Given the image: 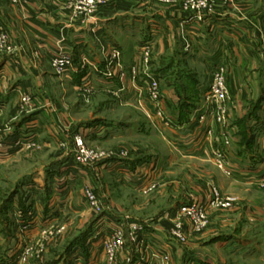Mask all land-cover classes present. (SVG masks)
<instances>
[{
  "label": "rangeland",
  "instance_id": "374dc122",
  "mask_svg": "<svg viewBox=\"0 0 264 264\" xmlns=\"http://www.w3.org/2000/svg\"><path fill=\"white\" fill-rule=\"evenodd\" d=\"M21 3L0 0L36 72L0 112V264H264V0H36L67 25L50 51Z\"/></svg>",
  "mask_w": 264,
  "mask_h": 264
},
{
  "label": "crops",
  "instance_id": "0c3cea01",
  "mask_svg": "<svg viewBox=\"0 0 264 264\" xmlns=\"http://www.w3.org/2000/svg\"><path fill=\"white\" fill-rule=\"evenodd\" d=\"M27 2V5L21 3L14 6V8L18 11V17H20L21 19L20 25L24 29V31L32 37L34 43H37L40 40H38V34L43 35V48L47 51H50L49 47L53 43V36L62 35L63 32L61 30L63 28H67V25L65 21L61 19L56 20V18L53 17L52 13H50L47 7H44L42 5L37 6L36 0H27ZM260 16L264 18V12L260 13ZM0 23H2L10 33L12 31L11 36L13 37L14 32L13 30H10V27L7 24L8 22L5 20V17L2 16L1 13ZM38 46H36V48ZM10 58V61L4 58L5 60L3 62H0V112L8 104L14 105L15 100L22 89H30L31 82L34 79V74H36L34 68H32V66L27 62L26 57L23 53L17 52L14 57L11 56L9 57V59ZM20 75H22L23 77H20ZM173 101L176 104L177 98L175 96H173ZM256 119H258V117H256ZM263 119L259 118L260 123L264 122ZM17 124L18 125L16 126H18L19 128L20 123ZM260 141H264V134L260 137ZM258 151L260 152L258 153L259 156L253 159V162L256 163H253L250 166H256L257 164L259 166L262 163V160L264 159V144H261V147ZM249 160L252 159L249 158ZM261 169H264V163L262 164ZM261 169H259L258 174ZM252 242L260 252L261 250H264V247H262L264 246V239L262 240V238H254ZM242 243L246 244L248 242L242 240Z\"/></svg>",
  "mask_w": 264,
  "mask_h": 264
},
{
  "label": "built area",
  "instance_id": "2783aa9c",
  "mask_svg": "<svg viewBox=\"0 0 264 264\" xmlns=\"http://www.w3.org/2000/svg\"><path fill=\"white\" fill-rule=\"evenodd\" d=\"M10 36V33L6 30V29H4V27L1 25V23H0V53H2V54H6L7 53V55L6 56H10V55H12V54H15L18 50H17V47H14L13 45L11 46V45H9V43H7V38ZM4 43V44H3ZM5 46H7V50L6 51H4V48H5ZM54 62H55V65H58L61 69H66V68H68L67 70H62V71H68L69 69H71V62H70V59H69V57L67 56V55H65L63 52L60 54V55H56V57L54 58ZM152 89V91H153V93H155L154 94V98H155V100L153 101V103H155L156 104V111H155V115L156 114H158V116H160V117H163V116H165L166 117V114H165V111H164V108H163V105H162V103H161V100H160V98H159V93L157 94V92H159V90H158V83L157 82H154V84H153V87L151 88ZM27 99H29L30 100V98H27ZM29 102V101H28ZM154 105V104H153ZM154 107H155V105H154ZM211 111V115L213 116V114H214V112L212 111V110H210V108L209 109H207V111L205 112L206 114H203L202 115V119H204L205 118V116H207V114L209 115V112ZM219 121L221 122V121H223L222 119H219ZM1 139H0V153H1V151L2 150H4L2 147H1ZM220 150V149H219ZM221 151V150H220ZM217 152L220 156H218L219 158L221 157H223V156H221V154H223V155H225V152H223V151H221V152ZM216 152V151H215ZM217 155V154H216ZM226 156V155H225ZM259 183L261 184V185H263L264 186V169H261V171L259 172ZM114 230L113 231H111L110 233V235L111 236H113V235H115V241H116V244H118V242L117 241H120V244H121V241L123 240V238H122V236H121V233H122V228H121V226L120 225H117V224H115V227L113 228ZM115 246H117V245H115Z\"/></svg>",
  "mask_w": 264,
  "mask_h": 264
}]
</instances>
